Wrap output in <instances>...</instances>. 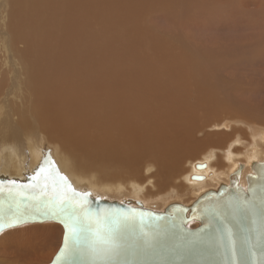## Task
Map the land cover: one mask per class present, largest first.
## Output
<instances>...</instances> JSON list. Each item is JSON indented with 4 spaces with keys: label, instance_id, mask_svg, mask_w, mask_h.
Masks as SVG:
<instances>
[{
    "label": "bare ground",
    "instance_id": "obj_1",
    "mask_svg": "<svg viewBox=\"0 0 264 264\" xmlns=\"http://www.w3.org/2000/svg\"><path fill=\"white\" fill-rule=\"evenodd\" d=\"M10 2L13 5L12 15L15 18L22 19L27 16L23 25L25 36H19L17 40L24 41L21 44L25 50L27 48L38 50L40 60L41 57L47 56L54 46L58 45L61 36L60 12L63 4L68 8L65 22L75 28L74 37H81L79 30L81 16L84 17V24L96 28V32L100 33L111 28L116 14L122 16L123 20L125 18V22H129L125 17L127 13L133 11L136 7H141V11H143L140 25L134 24L135 21L131 20L133 26L126 25L125 31L117 29V36L114 39L117 46L110 43L99 45L101 51L99 70L102 68V73L95 91V95L98 97L96 101L89 98L92 91L84 88L86 79L92 77V75L86 73L91 68L85 69V77L79 79L76 86L67 81L66 86L61 87L66 91L63 103H60L56 98L59 91H49L51 95L48 91L37 87L23 90L25 92L22 91L25 93L24 97H27L30 92L37 95L35 108L39 113V117L50 115L51 108L57 106L73 107L75 109L77 122L74 124L64 122L62 126L63 130H73L74 135L84 134V148L80 150L71 148L60 150L57 147L58 155H48L46 157L48 160L53 156L55 162L58 161V164H54V167L59 175L60 172H63L64 175H60V178V176H56L55 172L52 173L54 178L61 179L65 184L70 185L72 189L80 192L84 191L81 184L85 186L88 183L92 192L93 190H100L103 195L120 193L126 199L119 200L116 199L117 197L109 198L93 194L94 197L101 200H115L119 203L139 202L153 208L156 205L160 206L156 201L157 204L155 205V199L158 202L162 200L167 204H165V207L163 206L164 203L161 204L164 208L160 211H163L170 204L174 205V203H182L188 206L197 205L199 200L211 190H218L223 185L231 183L232 176V181H237L234 174H240L238 182L246 188L247 174L244 173L249 168L252 170V172L249 170L250 173H253L255 161H264V107L263 104L259 103L258 106V103H252L250 98H245L246 93L252 92L260 96V101L264 103V46L260 41L264 37H260L258 33H253L247 38L248 40H244L249 41V43H239L234 41H237V39L231 42L232 38L230 36L234 34H230L228 37L224 36L227 37L223 40L224 43L221 44L224 54L217 52L218 56L214 58L211 55L215 51L214 48L205 46L199 48L195 42L201 44L202 41L204 44L205 37L202 36V30L199 28L210 26L218 18L229 19L232 22L243 21V24L237 23L239 26L243 25L242 27L224 25L223 28L243 29L248 23V28L254 29L246 19L252 22L251 20L257 18L258 22H261L260 18L264 13H262L261 7L257 9L258 6L262 5L260 1L15 0L12 2L10 0ZM227 6L230 7V12L224 9ZM249 6L253 9H249ZM256 6L257 8H254ZM150 13H156L157 20H151L148 17V20L152 23L146 25L144 19ZM94 23L95 26H93ZM157 23H161L167 28L166 31L170 33L171 38L167 32L163 34L157 31L155 28ZM99 25L100 27H98ZM194 28L201 35L196 36ZM1 30H6V27L1 26ZM229 31L231 32V30ZM259 33L264 35L260 31ZM68 40L67 37L63 38L65 48H70L66 46ZM216 41H220V39ZM211 42L214 43L215 41L206 40L205 44ZM16 45L18 43L10 44L14 48ZM210 46L208 45V47ZM5 54L13 70L25 77L21 83L23 87L35 85L36 82L30 76L38 75H41L42 80L39 83H43L45 78H49L50 82L58 84L60 77L52 73L68 69L75 61L74 58L65 57L63 62L51 59L50 62L45 61L41 64L39 60V69H32L27 66L25 60H20L18 57L21 52ZM227 62L228 65L225 66ZM229 62L230 66H233L232 69L229 67ZM95 64L96 62L93 61L92 67ZM70 72L74 73L71 70ZM229 72L233 75H229ZM8 84H13L11 89L16 86V83L12 82L0 84V100H3L4 95L8 93V89L7 93L5 91ZM43 87L46 88L44 85ZM215 96H218V101L212 104L211 102H214V100L211 101V98ZM77 98L80 100L76 102ZM203 107L204 110L200 112ZM206 110H209L208 114L205 112ZM216 112L217 115L221 112L220 114L224 116L221 120L226 119L227 116L229 117L223 122L219 120L217 123H207L208 128L211 130L215 129L216 131L218 129V134H209L210 136L203 138L196 137V134L202 131V125L206 120L209 121L206 118L214 119ZM253 118L258 122L247 120ZM239 119L249 121L247 122L248 130L235 128L234 122ZM24 120L29 122L30 118L25 117ZM217 120L215 119V121ZM2 126L0 135L2 132L6 133V127ZM28 128L30 136H35L37 140L32 141L30 139L28 140L30 143H27L28 141L17 142L13 147L18 138L26 140L30 137L23 136L19 127H14V136L1 137L0 178L31 182L36 173L40 172L38 168L40 166L34 169H20L15 162L21 160L25 167L32 164L35 166L40 161L41 156L45 157L44 152L55 150L51 146L53 142L50 141H45L43 148V142L38 139L41 138L40 135L44 137L45 135L38 129ZM227 129L230 131L227 132ZM48 130L57 133L55 123H52L51 128ZM206 130L203 131L205 134H207ZM240 132H243V138L241 139L239 137ZM248 133L249 138L247 137ZM233 141L241 146L238 150L232 148ZM209 144L220 146L223 149V153L221 152L223 156H218L214 162L212 161L213 151L212 154H209L211 161L206 159L205 161L196 160L191 163L192 170L188 168L191 172L189 171L185 176L188 181V184L185 182V187L186 189L194 188L195 196L184 202H181V199L175 196L169 201L166 196L156 197L157 192H163L172 187L178 188L181 182H175L183 176H180L185 171L183 163H187L186 161L193 156H198ZM130 152L134 153L135 156L137 154V156L130 155ZM123 153L127 158H120ZM110 154H114L118 158V165L123 170L116 169L117 159L113 158L111 162L109 161ZM64 155L66 156L63 157ZM148 155L152 156L153 159H148L150 158ZM242 156L244 158L240 159ZM96 157L102 158L103 161L94 159ZM105 157H108V159ZM143 161L145 162L143 163ZM110 163L115 168H109ZM135 163L137 167L133 166ZM71 164L75 165L76 169L80 167L77 170L78 175L74 176L72 174ZM146 165H153L155 169L152 173L154 181L151 185L155 187V192L151 190L152 187L147 186L151 183L146 185L147 180L149 182L152 180L143 173ZM65 173L68 178L65 177ZM199 175H202L201 179L196 178ZM88 184L87 186H89ZM85 188L90 189L86 186ZM184 188L183 190H185ZM122 189H126L129 194L121 191ZM164 193H161V195ZM90 194L92 195V193ZM42 222H26L8 228L12 230L10 232H5L8 229L3 230L0 233V249L4 251L3 254L8 257L12 255L8 248L11 244L13 245L14 241L21 240L22 243L24 242L23 246H26L27 243L32 245L31 243L34 244L35 241L37 243L35 239L38 237L36 235L43 234L40 231H46L48 229L46 225H51L36 224ZM195 222H197V225H190ZM190 224L189 227H196L199 222L192 220ZM45 234L49 237L51 230L46 231ZM30 245L28 248L32 247ZM35 245L37 244L33 245L32 250H34V247L36 248ZM14 250L16 249L14 248ZM14 250L11 249L12 252ZM16 252L14 253L16 257H12L18 258ZM28 252L31 255L29 256V253L26 257H32L41 250L34 252L33 255L32 251ZM21 255H18L19 258ZM45 255L47 256L46 252L42 251L38 254V257L44 258ZM36 256L34 257L37 258Z\"/></svg>",
    "mask_w": 264,
    "mask_h": 264
},
{
    "label": "water",
    "instance_id": "obj_2",
    "mask_svg": "<svg viewBox=\"0 0 264 264\" xmlns=\"http://www.w3.org/2000/svg\"><path fill=\"white\" fill-rule=\"evenodd\" d=\"M39 173L31 182L0 178V233L26 222L60 223L62 243L47 264H264V161H255L246 188L234 174L237 181L232 176L197 205L174 203L163 211L71 188L81 194L73 196L50 170ZM85 213L118 232V254L93 257L71 238L64 221L83 223ZM192 220L199 225L189 227Z\"/></svg>",
    "mask_w": 264,
    "mask_h": 264
},
{
    "label": "rangeland",
    "instance_id": "obj_3",
    "mask_svg": "<svg viewBox=\"0 0 264 264\" xmlns=\"http://www.w3.org/2000/svg\"><path fill=\"white\" fill-rule=\"evenodd\" d=\"M14 1L15 0H12V2H14ZM258 1H260V3H262V5L258 6V8H257V6L254 7V8L259 9L261 7L260 9H262V13H264V11H263L264 10V0H258ZM227 7L224 8V9L229 10L230 7H228V8ZM12 9H13V5L10 2V0H0V49H1L0 51H4V52L0 53V84H5V83H11L12 82V83H16V86H17V87L14 86L15 88L11 89L13 84H8L7 87L5 88L6 93H7V89H8V93L4 95L3 100H0V130L3 128L2 125H4L6 127V133L2 132L1 135H0V139H2L1 137H6V136L12 137V136H14V133H13L14 127H19L22 130L23 136H27V137L30 136V132H29V128L28 127H33L35 129H38L40 132H42L45 135V137L40 135L41 138L38 139V140L43 142V148H44V142L45 141H47V142L50 141V142H53V144H51V146L54 147L55 150L51 151V152H44L45 153L44 154L45 157L41 156L39 158L40 161L37 164H35V166L32 164V165H30L28 167H25V165L23 164V162L21 160H17L15 162V164H18L17 167L20 168V169H26V168L27 169L28 168L29 169H34L35 167L40 166V167H38L39 169H41V167H42L43 169L50 170L52 173L56 172L55 173L56 176H60V175L64 176L63 172H60V175H59V172L56 171V168L54 167L55 166L54 164H58V161L56 160V162H55V159L53 158V156L51 158H49V160L46 157L48 155H52V154L58 155L57 147L60 150H63V149H66V148L80 150V149L84 148V142H83V140L85 139L84 134H80L79 133L78 135H74L73 130H71V129L70 130H63V126H62L64 122H69L70 124H74V123L77 122V117L75 116V109L73 107L71 108V107L57 106L56 108L55 107L51 108L50 115L39 117L38 116L39 113H38V111L35 108V100H36L37 95L34 92H30V93L27 94V97H24L25 93H23V92H25V91H23V90H30V89H33V88L37 87V88H40L42 90L48 91V93H49V91H59V94H58V96L56 98L60 101V103H63V99H64V95H65L66 91L63 90L61 87H65L67 81L70 82V83H73L76 86L77 85V81L79 79H83L85 77L84 76L85 69L86 68H91L90 71L86 72V73L92 75V77H89V78L86 79V81L84 83V88H87L88 90L92 91V93L90 94L89 98L96 101L98 97L95 95V91L97 89V82L100 80V76H101V73H102V68L99 70L100 55H101V51H100L99 45L101 43H103V44L110 43V44H113V45L117 46L116 42L114 41L115 37L117 36V29H120L121 31H125L126 25L129 26V27L133 26L135 23L137 25H140L141 16L143 14V11H141L142 10L141 7H136L133 11L127 13V15H125V17H126L127 20H129V22H125V18L123 20L122 16H118L116 14V18L114 20V24L111 26V28L109 30H103L100 33L96 32V28H94V27H92L90 25L84 24L85 23L84 20H83L84 17L81 16L80 17L81 18V23H80V27H79L81 37H74L73 32H75V28L73 26H71V25H68L65 22V18L68 15V8H67L66 5L63 4L61 12H60V20H61V22H60V31H61V36L59 38L58 45L54 46L52 51L47 56L41 57V60H40V53H39L38 50H34V49H31V48H27L25 50V49H23V45L21 44L24 41H18L17 40V37L25 36L24 33H23V31H24L23 25L25 24L27 16L22 18V19L15 18L12 15ZM249 9H253V8L251 6H249ZM114 12L116 13L117 11L115 10ZM228 12H230V10ZM148 17L151 20H157L156 19V13L147 14L145 19H144V22H145L146 25H149V24L152 23V21L148 20ZM229 18H230V14H229ZM254 19H255V21H254ZM254 19L251 20V21L255 25H257V27H255V25L252 22H250L249 20L246 19V21L249 22V25L252 26L254 29H249L248 26H247L248 23L246 24V22H245V24H246L247 28L245 27L243 29L242 28H239V29L238 28H235V29L232 28V29H230L229 27L228 28H223V27H224V25H233V26L242 27L243 25L239 26V25H237V23L238 24H243V21L242 20H238L239 22L238 21L232 22V21H229V19L223 20V18H218L217 20H214V22L210 26H208V27H206V26L203 27L202 26L201 28H199V29L202 30V32H201L202 36L205 37L204 38V44H203L202 41H201V44L200 43H196V42H195V44H197V46L199 48H204L203 46H205L207 48H214L215 51H213L212 54L210 53L212 55V57L214 58L215 56H218V53L224 54L223 50L221 49L222 48L221 44L224 43L223 40L226 39L230 34H234V35L230 36L232 38L231 42H233L234 39H237V41L236 40H234V41L235 42H239V43H243V42L249 43V41H244V40H248L247 38L250 36V34H253V33H258V35L260 37H262V36L264 37V35H261L259 33V31H260L261 33L264 34V23H263L264 15L260 18V21H261L260 23L258 22L257 18H254ZM131 20L135 21L134 24L130 22ZM221 21H224V22H221ZM63 22H64V24H62ZM219 22H221V23H219ZM216 23H217V25H216ZM214 24H215V26H214ZM95 25L96 24L94 23L93 26H95ZM219 25H221V26L219 27ZM1 26H5L6 30L2 31L1 30ZM98 27H100V25ZM155 28L160 33L164 34L165 32H167L168 35L171 38L170 33L168 31H166L167 28L164 27L163 24L157 23ZM196 30L197 29L194 28V31H196ZM229 30H231V32ZM47 31H48V29L46 30V32ZM189 34H191V32H189ZM196 34H197L196 36L201 35L197 31H196ZM216 36H217V38H216ZM224 36H227V37H224ZM65 37H67L69 39L66 46H68L70 48H65L64 47L63 38H65ZM218 39H220V41H216ZM206 40H214L215 42L214 43L211 42V43L205 44ZM260 41L262 42V44L264 46V39L262 38V40H260ZM11 43H18V45H16L15 48H14V47L10 46ZM208 45L209 46L211 45V46L208 47ZM215 45H217V46H215ZM9 52H13V53L21 52V54L18 55V57L20 58V60H25L27 66L32 68V69H39L38 68L39 60L41 61V64L44 63L45 61H49L50 62L51 59H54V60H56L58 62H63L65 57L74 58L75 61L72 64V66H70L68 69H65L63 71H54L52 73L53 75H57V76L60 77L59 80H58V84L59 85L56 84V83L50 82L49 78H45L43 83H39V82H42V80H41V75H38V76H30L32 78V80L36 82L35 85H33L31 87H23V86H21V83H22V81H23V79L25 77L21 76L19 73H16L13 70V68L9 65L8 57L5 54V53H9ZM109 53L113 54L112 52H109ZM93 61H95L96 64L92 67V62ZM227 65H228V62L225 63V66H227ZM229 67H231V69L233 67V66H230V62H229ZM70 70L74 71V73L72 74L70 72ZM229 75H233V74L229 72ZM262 82H263V80H262ZM43 85L47 89L44 88ZM263 96H264V94H263ZM53 98H55V97H53ZM245 98L246 99L250 98L251 102L254 103V104L258 103V106H259V103L261 105L263 104L262 106L264 107V103H262L260 101V96H257L256 94H254L252 92L246 93ZM79 100L80 99L77 98L76 102L79 101ZM212 100H214V102H211V103L214 104L215 101H218V96L212 97L211 101ZM203 110H204V107H203V109L202 108L200 109V112H202ZM233 111H234V109H233ZM205 112L208 114L209 110H206ZM220 113H218V115H217V112H216V114H215L216 116L214 117V119L206 118V119H209V121L207 122V120H206V122L202 125L203 126V128H201L202 131L198 132L196 134V137L203 138V137H208V136H210L212 134L213 135L214 134H218V129L216 131H215V129L211 130L210 128H208V124L207 123H209V124L217 123L219 120H221L224 116L222 114H220ZM25 117L30 118V121L29 122H25V120H24ZM243 117H245V116H243ZM228 118L229 117L227 116L226 119H228ZM215 119L216 120L218 119V120L215 121ZM226 119H223V120H226ZM212 120H214V121H212ZM223 120H221V122H223ZM247 120H252V122L257 121L254 118L253 119H247ZM247 122H249V121H246L244 119H239L238 121L234 122V124L236 125L235 128H237V129L241 128L243 130H248V127H247L248 123ZM52 123H55V127L57 129V133H54V132H51V131L48 130V129L51 128ZM204 125H205V127H204ZM205 128L208 129V130H206ZM205 130H206L207 134H205V132H203ZM229 131L230 130H228L227 132H229ZM246 132H248V131H246ZM242 135H243V132H240V134H239L240 139L243 138ZM248 135H249V133H248ZM248 135H247V137L249 138L250 135L249 136ZM30 139L32 141L33 140H37V138L35 136H30L26 140L18 138V140L13 145V147L17 144V142L28 141ZM233 142L234 143H232V144H234V145H233L232 148L233 149L235 148L236 150H238L241 146L239 144H236L235 143L236 141H233ZM27 143H30V141H28ZM217 144H215V145H210L209 144L208 147H207L209 150L206 148L207 150L206 149L203 150L202 153L198 154V156H193V157L189 158L186 161L188 164L187 163H185V164L183 163V168L185 167L184 168L185 171L180 174V176L183 175V176H181L183 179L181 177H179L178 181L175 182V183L181 182V184H179L181 187L180 186H178V188L176 187L178 190L175 187H172V188H169L168 190H165L166 192L165 191H163V192L160 191L161 193L165 192L162 195H161L160 192H157L156 193V197H158V196H161V197L166 196L168 201H169V199H172V198H175V197L176 198H180L181 202H184L185 200H189V199L191 200L195 196L194 195L195 194V191H194L195 189L194 188L192 189V187H190V186H188V187H190L189 189H186V187H185L186 183L188 182L186 180L185 176L188 174L189 171L191 172V170H192V168H191L192 164L191 163L193 161H196V160L205 161L207 159V160L211 161V158L209 157V154H212L213 151H214V154H213L214 156L212 155L213 156L212 161L217 160L218 156L222 157L223 154H221V152L223 153V149L220 146L218 147ZM220 150H222V151H220ZM130 155L135 156L134 153H132V152H130ZM263 155H264V153H263ZM65 156L66 155H64L63 157H65ZM136 156H137V154H136ZM100 157H104V156H100ZM148 157H150V158H148ZM148 157H146V158L153 159L152 156H150V155H148ZM105 158L108 159V157H105ZM113 158L117 159L116 169L117 170L122 169L118 165V158L115 157L114 154H110L109 155V161L111 162ZM120 158H127V157L123 153L122 155H120ZM243 158L244 157L242 156V158H240V159H243ZM94 159L99 160V161H103V159L99 158V157H96ZM44 161H46V163H44ZM144 162L145 161H143V163ZM184 165H186V166H184ZM133 166L137 167V164L135 163ZM79 168L80 167H78L76 169L75 165H73V164L70 165V170L72 171V174L74 176L77 174V170ZM109 168L113 169V168H115V166L110 163L109 164ZM188 168H190L191 170L188 169ZM92 169L94 170V167ZM249 170L252 172V170L250 168H249ZM249 170H247V172H245L244 174L250 173ZM105 171L107 172V168L106 167H105ZM154 171H155V169L153 168V165H146L144 167V170H143L144 175L147 178H151L152 179L151 182H149L148 180L146 181V185L148 183H151L150 185L149 184L147 185V186H150V188L152 187L151 185L153 184V181H154V179L152 178V173ZM65 175H66L65 177L68 178V175L66 173H65ZM61 176H60V178H61ZM225 176H222V177H225ZM245 181H246V179H245ZM87 184H85V186L88 187V188L90 187V189H86L85 186H82V184H81V188H83L84 191H88V192H90V193H92L94 195H99V196H104V197H109V198H116L117 197L116 199L126 200L125 197H123L120 193H115V194L114 193H111V194L108 193L107 195H103V193L100 190H93V192H92L91 186L89 184H88L89 186H87ZM136 185H137V183H136ZM79 187H80V185H79ZM152 188L153 189H151V190H153V192H155L154 191L155 187H152ZM183 188L185 190H183ZM121 191L125 192L126 194H129V192L126 189H122ZM155 201L158 204H160L159 207L156 205L157 203ZM129 203L137 204L139 202H129ZM154 203L156 205L155 208L146 206L145 204H140V205H145L148 208L160 211V210H162L165 207V204H167L166 202H163L162 200H160L158 202L157 199L154 200ZM163 203H164V205H163ZM168 203H170V202H168ZM161 204L164 207L161 206ZM36 224H41V225L51 224V225H46L47 228H48V229H46V231H50L51 230V234L49 235V237L45 234L46 231H40L41 233L43 232V234L36 235V237H38V238H36L34 236L36 238L35 240H37V243H36V241L34 243V244H37V245H35L36 248L38 247L37 249L39 251L41 250V252L42 251L46 252L47 256L45 255V256H43L44 258H40L41 256L38 257V254H40L41 252H39V253L35 254V255H37L36 256L37 258H35L34 257L35 255H33V254H34V252H37L38 250L35 247H34V250H32L34 244L31 243L32 245H30V244L27 243V244H25L26 246H23L24 242L22 243L21 240H18L17 242L14 241L13 245L11 244V246H10L11 248L10 247L8 248L9 252L12 254L10 257H8L6 254H3L4 251H2V249H0V264H47V263H49L52 260V258L54 257V255L56 254V252L58 251V249H59V247L61 245L62 236H63V227H62V225L60 223L49 222V221L48 222H42V223H36ZM194 224L197 225V222L193 223V225L192 224H190V225L191 226H195ZM10 231H12V230L8 229L5 232H10ZM18 243L21 244L20 247H19ZM17 244H18V246H17ZM39 244H40V246H39ZM14 245H16L17 247L14 246ZM29 245L32 246V247L28 248ZM39 247H40V249H39ZM14 248L16 250H14ZM11 249L14 250V251L12 252ZM15 251H17L16 253H18V255H21V253H22L20 258H19L18 255H17L18 258H15L16 257V254H14ZM28 251H32V255H33L32 257L33 258L32 257H26L27 254L30 253ZM25 252H27V253L25 254ZM30 255H31V253L29 254V256ZM12 256H15V257H12Z\"/></svg>",
    "mask_w": 264,
    "mask_h": 264
},
{
    "label": "snow or ice",
    "instance_id": "obj_4",
    "mask_svg": "<svg viewBox=\"0 0 264 264\" xmlns=\"http://www.w3.org/2000/svg\"><path fill=\"white\" fill-rule=\"evenodd\" d=\"M43 171V169H40ZM39 172L36 173V176L33 179H37ZM12 183H15L14 181ZM69 189L71 187L69 185ZM73 196H79L81 194L76 193L74 190H71ZM67 199V198H65ZM63 205H61L62 207ZM127 223V219L124 221ZM93 223L96 225L93 227ZM105 223H102L99 219L93 221L85 213L84 222L79 221H64V226L68 230L71 238H73L78 244H82L86 251L93 257H107L116 255L121 251V243L119 240L118 232L111 228L105 226ZM67 237H66V247H67ZM71 252V249H68Z\"/></svg>",
    "mask_w": 264,
    "mask_h": 264
}]
</instances>
